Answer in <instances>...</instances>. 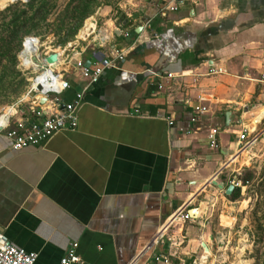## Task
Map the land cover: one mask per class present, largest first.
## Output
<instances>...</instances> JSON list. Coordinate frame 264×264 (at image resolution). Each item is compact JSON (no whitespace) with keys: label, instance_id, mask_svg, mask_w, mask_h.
Returning a JSON list of instances; mask_svg holds the SVG:
<instances>
[{"label":"crops","instance_id":"1","mask_svg":"<svg viewBox=\"0 0 264 264\" xmlns=\"http://www.w3.org/2000/svg\"><path fill=\"white\" fill-rule=\"evenodd\" d=\"M129 3L118 5L125 20L100 8L91 34L58 54L53 69L69 82L60 108L85 85L74 59L123 53L84 88L75 125L19 150L0 135V231L36 252L34 264H57L69 241L79 257L71 264H157V253L173 264H226L213 247L214 207L237 179L226 166L240 127L264 117V0ZM54 109L31 97L10 121Z\"/></svg>","mask_w":264,"mask_h":264},{"label":"rangeland","instance_id":"2","mask_svg":"<svg viewBox=\"0 0 264 264\" xmlns=\"http://www.w3.org/2000/svg\"><path fill=\"white\" fill-rule=\"evenodd\" d=\"M40 1L45 3L47 11L45 19L36 29L24 33L23 36L37 37L40 50L56 49L60 51L59 53L61 50L65 53L72 43L84 40L91 34L94 19L100 24V16L97 13L100 8H105L108 16L119 17L121 13L118 5L130 4L129 0H109L108 4L96 5L93 11L82 20L75 34L61 42L60 40L65 37V30L56 29L54 19L67 0ZM23 4L24 2H19L15 3V6L19 9ZM3 5L0 3V11L11 4ZM86 30L89 34L83 37ZM14 41H10V46L14 44ZM27 45L28 43L25 47ZM20 49V45L14 48L13 56L9 55V58L1 63L4 67L0 69V73L2 71L4 74L0 76V111L10 106L18 111L31 98L28 88L37 68H26L21 64L18 57ZM23 61L27 62L24 59ZM11 111L12 109H9V113ZM261 126H264V117L258 126H251L249 130L255 136L241 145L232 146L228 153L232 152V159L226 166L227 173L243 182V185L239 187L238 196L234 199L227 196L224 199L220 197L219 208L214 207L215 217L217 215L221 217L218 232L213 233L217 241L213 247L217 258L223 259L226 264H264V137L258 133L261 131ZM257 135L259 136L256 137ZM251 136L250 134L249 137ZM223 202L227 207L221 206ZM221 209L223 212H220Z\"/></svg>","mask_w":264,"mask_h":264},{"label":"built area","instance_id":"3","mask_svg":"<svg viewBox=\"0 0 264 264\" xmlns=\"http://www.w3.org/2000/svg\"><path fill=\"white\" fill-rule=\"evenodd\" d=\"M25 1L27 0H5V5ZM174 8V6H169L170 10ZM87 34L89 33L86 30L82 36L86 37ZM124 35H126V33H124ZM26 43H28V46L25 55L28 61L24 62L23 59L19 57V54L24 51ZM20 47L21 49L18 53V57L21 64L26 68H37L31 78L28 94L30 95L31 93V97L36 103H39L38 100L40 97H44L42 102L49 101L55 109L47 115H43L39 120L24 121L23 119H16L11 124L10 119L16 113V110L12 108V106L7 107L12 109V111L11 113H6L3 120H0V135L8 139L9 147L13 150L22 149L27 145L40 144L45 142L58 131L65 128H72L76 122V111L79 107L84 88L95 83L104 68L115 67L114 61L120 60L123 57L121 51L114 50L112 58L101 59L92 65L90 63L85 65V63L79 58L74 59L72 66L78 71L80 78L85 81V85L81 91L74 94L72 100L63 103L62 107L57 108L60 102L59 95L69 87V82L65 78L64 72L62 70L57 71L53 69V66L57 63L59 53L56 49L40 50L38 38L32 35L23 36L20 42ZM50 52H55L57 56V59L53 63H47L44 61V56ZM261 75L263 76L264 74L262 73ZM167 76H170V73H167ZM6 109L4 108L0 111V116L5 113ZM196 110L198 112L202 111L204 110V107L196 108ZM34 113L36 116L39 114L38 111H35ZM191 120H195L194 117H191ZM169 123L171 122L169 121ZM216 133V128H211L208 132L207 144L211 148L217 147ZM250 134L252 135L251 137H249ZM236 136L239 145H241L243 142L251 140L255 134L249 132L248 129L242 125ZM258 136L259 135L256 137ZM230 183H232L233 186L238 187L243 185V182H240L238 179H232ZM180 217L182 219H188L189 214L183 212L180 214ZM76 245V241H69L57 264H71L78 262L79 257L75 252ZM35 257L36 252L16 247L0 231V264H34ZM152 260L157 264H173L168 256L162 253L153 254Z\"/></svg>","mask_w":264,"mask_h":264},{"label":"trees","instance_id":"4","mask_svg":"<svg viewBox=\"0 0 264 264\" xmlns=\"http://www.w3.org/2000/svg\"><path fill=\"white\" fill-rule=\"evenodd\" d=\"M26 2V3H25ZM22 8L17 9L14 2L0 11V69L4 67L3 60L9 58L14 48L20 45L24 33L36 29L41 21H44L47 13L45 3L38 0H27ZM108 4L109 0H67L63 8L55 16V28L65 30L64 42L68 37L75 34L82 20L87 17L96 5ZM120 20H125L120 14ZM15 40L10 46V41ZM12 58V57H11ZM1 71L0 76H3ZM239 187L234 186L226 196L234 199L238 196Z\"/></svg>","mask_w":264,"mask_h":264},{"label":"water","instance_id":"5","mask_svg":"<svg viewBox=\"0 0 264 264\" xmlns=\"http://www.w3.org/2000/svg\"><path fill=\"white\" fill-rule=\"evenodd\" d=\"M56 59H57V56H56L55 52H50V53H48L47 55L44 56V61L47 62V63H53V62H55ZM84 63H85V65H88L89 61H86ZM43 98L44 97H40L39 98V100H38L39 103L42 102ZM224 115H225V123L228 124L229 119H230L229 118V111H226ZM239 122H240V120H239ZM262 136L264 137V133H263ZM211 184L215 185L217 188H220V189L224 187V184L222 182H217L215 180H211ZM232 188H233V184L232 183H228L223 189L224 194H226V195L229 194ZM210 238H211V236H210ZM202 246H203V243H202ZM222 264H224V263H222Z\"/></svg>","mask_w":264,"mask_h":264},{"label":"bare ground","instance_id":"6","mask_svg":"<svg viewBox=\"0 0 264 264\" xmlns=\"http://www.w3.org/2000/svg\"><path fill=\"white\" fill-rule=\"evenodd\" d=\"M0 3L5 5V0H0ZM4 5H3V6H4ZM27 46H28V45H27ZM27 46L25 47L24 51H22L21 54H20V56H19V57L23 58L25 61H28V59H27V57H26V55H25V51H26ZM57 52L59 53L60 51L57 50ZM60 66H61V64H60ZM59 68H60V67H59ZM9 109H10V108H7L6 111H5V113H4L3 115L0 116V120H3L4 115H5L6 113H9ZM195 212H196V209H191V210H190V213H192V214L195 213ZM203 245H204V247H207V246H205L204 242H203ZM206 254H207V255L209 254V250H208V249H206Z\"/></svg>","mask_w":264,"mask_h":264}]
</instances>
